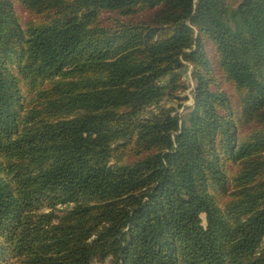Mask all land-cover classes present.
I'll use <instances>...</instances> for the list:
<instances>
[{"label":"trees","instance_id":"16d2710c","mask_svg":"<svg viewBox=\"0 0 264 264\" xmlns=\"http://www.w3.org/2000/svg\"><path fill=\"white\" fill-rule=\"evenodd\" d=\"M107 259L264 264V0H0V264Z\"/></svg>","mask_w":264,"mask_h":264},{"label":"rangeland","instance_id":"374dc122","mask_svg":"<svg viewBox=\"0 0 264 264\" xmlns=\"http://www.w3.org/2000/svg\"><path fill=\"white\" fill-rule=\"evenodd\" d=\"M180 72L182 73V80L184 84L186 85V90L178 94V99L185 98L184 101H178L177 99H172V98H163L160 100L158 103H154L151 106L147 107L142 113L141 116L143 117H148L154 114H157L159 109L164 108V109H174V111L179 115V116H184L186 115L191 107H192V89H193V80L191 78V67L185 65ZM166 82V79H162L161 83L164 84ZM61 208V207H60ZM202 223L204 224V215H200ZM93 264H109V259L105 260L104 262L100 263L97 261H94Z\"/></svg>","mask_w":264,"mask_h":264}]
</instances>
